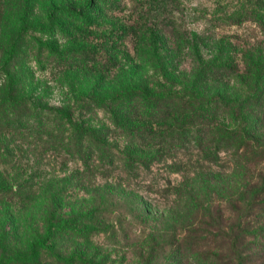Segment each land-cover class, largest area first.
I'll use <instances>...</instances> for the list:
<instances>
[{
  "label": "rangeland",
  "instance_id": "rangeland-1",
  "mask_svg": "<svg viewBox=\"0 0 264 264\" xmlns=\"http://www.w3.org/2000/svg\"><path fill=\"white\" fill-rule=\"evenodd\" d=\"M254 3L256 20H243L244 14L254 9ZM67 7L77 11L80 20L59 14ZM53 9L56 14H51ZM27 25L43 27L24 33L25 54L20 64L27 83L22 93L26 102H37L36 119L63 107L82 118L77 120L108 124L104 112L81 109L86 98L100 90L110 94L140 80L144 86L150 80L157 83L156 77L164 82L159 81L163 88L192 91L199 96L220 93L226 105L235 98L243 103L253 89L264 88V78L256 83L247 64L251 58L255 62L264 59V2L257 5V0H0V66L10 51L12 38ZM221 43L225 45L224 63L237 67V73L203 83L199 68L214 62ZM233 47L236 50L232 51ZM100 55L104 57L102 62ZM73 56L77 57L74 62ZM2 83L0 73V104L5 88ZM149 86L154 91L162 88ZM263 111L255 119V130L260 123L262 134ZM232 115V111H224L222 120L230 124ZM30 132L25 127L6 130L0 125V264H17V256L25 252L32 238L38 233L43 235L49 199H54L61 211L70 209L85 199V188L106 187L115 218H126L132 209V200L122 192L133 200L137 197V202L155 217L149 226L163 231L169 230L171 219L181 216L178 210L182 200L188 199L191 192L213 208H225L239 195L241 173L224 151L217 150L213 161L202 160L196 151L186 156L167 153L160 162L140 165L131 174L123 161L110 167L92 165L93 178L80 159L44 150ZM109 141L117 151L127 150L126 138L112 137ZM133 150L141 157L153 155L146 149ZM224 162L230 164L220 169ZM117 183L122 187L113 192ZM260 235L254 240L258 257L255 264H264V232ZM131 243L118 237L109 245H101L108 250L99 258L114 264H135ZM82 244L60 233L53 252L65 259L77 248L82 249ZM50 255L42 252L41 261L49 264L53 260Z\"/></svg>",
  "mask_w": 264,
  "mask_h": 264
},
{
  "label": "trees",
  "instance_id": "trees-1",
  "mask_svg": "<svg viewBox=\"0 0 264 264\" xmlns=\"http://www.w3.org/2000/svg\"><path fill=\"white\" fill-rule=\"evenodd\" d=\"M263 2L257 0V5ZM255 9L254 3V9L247 11L243 20L255 21ZM55 11L51 10V14H56ZM58 12L67 19H77V11L68 7ZM31 28L43 29L35 25L22 27L12 38L10 51L0 66L5 85L0 104L2 129L29 128L30 136L43 145L44 150L63 152L62 157L66 155L72 160L80 159L93 178L92 165L110 167L123 161L131 174L130 171L140 165L160 162L167 153L186 156L196 151L203 155L200 154L202 160L213 161L218 156L217 150L228 154L241 177L238 198L228 201L225 208L220 205L213 208L214 205L191 192L188 199L182 200L183 206L178 210L181 216L171 219L173 224L167 231L149 226L156 221L155 217L145 205L137 202V197L133 200L125 192L122 194L132 200V209L127 211L126 218L113 216L111 195L106 187L85 188V199L63 211L55 207L54 199H49L45 232L32 238L25 252L17 256L16 263L47 264L41 261V253L48 251L53 258L49 264H114L105 257L99 258L108 250L101 245H109L120 237L131 240L130 253L135 264H255L258 257H255L254 240L264 232V134L260 123H256L255 130V119L264 108V88L253 89L243 103L235 98L226 105L220 93L199 96L192 91L163 88L162 79L156 77L157 83L150 80L144 86V81L140 80L125 89L110 94L100 90L86 98V106L81 105V109L89 113L104 112L108 124L93 125L90 121L77 120L82 118L74 117L72 109L63 107L43 114V119H36L37 102H26L22 91L27 83L20 69L25 54L22 40L26 30ZM224 46V43L219 44L214 62L199 68L203 83L237 73V67L224 63ZM251 47L255 50V46ZM244 53L247 58L248 50ZM72 58L74 62L77 57ZM98 58L101 62L104 60L102 55ZM247 64L256 83L264 78L263 58L256 62L251 58ZM99 78L102 83V77ZM149 83L162 88L154 91ZM244 106L246 110H242ZM224 111L233 112L230 124L222 120ZM112 137L126 138L127 150L117 151L109 141ZM133 149L142 152L146 149L153 155L141 157ZM224 164L230 163H222L220 169L225 168ZM121 187L117 183L112 191ZM211 207L212 210H208ZM60 233L83 241V248H77L65 259L55 255L53 248ZM100 236L104 237L103 241Z\"/></svg>",
  "mask_w": 264,
  "mask_h": 264
}]
</instances>
